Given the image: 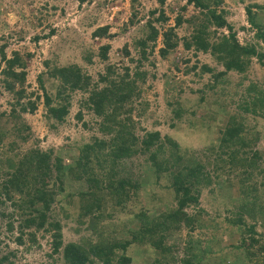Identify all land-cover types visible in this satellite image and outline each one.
Listing matches in <instances>:
<instances>
[{"label":"rangeland","instance_id":"obj_1","mask_svg":"<svg viewBox=\"0 0 264 264\" xmlns=\"http://www.w3.org/2000/svg\"><path fill=\"white\" fill-rule=\"evenodd\" d=\"M183 5L185 8L181 10ZM215 8L224 12L223 16L240 44L257 41L254 38L255 29L247 19L246 8L250 9L254 20L259 21L264 30V0H221ZM158 10L164 12L168 18L166 22L154 20ZM202 11L183 0H165L161 6L156 0H0V46H3L6 56H10L13 50L30 54L25 65V82L29 90H37V77L46 70L42 63L45 59L51 61L49 65L54 62L58 65L76 63L90 76L91 81H96L98 74L104 72L109 64H114L118 72L122 71V67L133 72L136 61H140L133 42L145 33L144 24L149 20L156 28L157 36L147 60H141L137 67L145 75L136 80L138 96H135L136 100L128 114L130 120L127 126H132L133 136L139 141L146 131L157 130L160 136H168L180 149L195 151L201 159L205 147L218 140V129L224 124L226 114L240 112L245 117V124H255L262 133L255 148L263 157L261 162H264V116L254 117L237 109L241 100L255 94L247 92L246 88L250 84L261 89L264 96V55L261 61L251 56L245 71L227 70L216 82H212L211 74L224 70L220 61L209 49L195 50L193 46L185 48L181 40L183 36L189 38L199 27L203 19ZM176 15L183 19L175 28L180 38L169 56L162 57L158 53V48L162 46L161 33L167 26L174 24ZM102 25H107V33L112 34L111 37L91 35L95 27ZM204 30L212 32L208 40L214 42L220 35L229 34L227 28H216L211 24L206 25ZM35 35L39 39L34 40ZM102 44H108L109 47L106 57L99 59L96 52ZM123 46H126L127 56ZM88 55L91 62L86 60ZM203 65L211 71L202 70ZM41 77L47 91L52 93L55 86L53 80L51 82L46 76ZM83 94L78 91L68 98V114L63 123L46 122L41 101L33 113H23L22 117L29 129L28 140L22 147L52 148V153L62 158L63 167L72 163L79 146L89 142L92 135L101 136L96 130L97 117L80 105L85 99ZM7 98L8 95L0 93V111L8 110ZM77 110L81 112L80 119L74 115ZM176 111L178 115H174ZM50 122L55 124L54 127L49 126ZM165 147V150H169L170 145L166 143ZM143 158L141 154L136 155L129 160H122L123 164L116 166L118 177L125 168L123 165H126V171L138 184L136 193L112 211L100 210L101 214L94 223L90 221V214L79 216L82 204L76 195L77 192L90 190L88 175H83L79 181L63 178L59 182L46 210L48 219L59 223L61 246L56 252L51 251L50 232L36 230L33 226L19 228V209L10 204V200L0 204V257L11 253L9 264H64L61 248L67 242L87 248L88 242L93 244L101 241L105 245L114 239L130 240L133 231L141 227L142 221L149 222L154 218V221H160L161 214L175 205L174 193L166 187L168 182L164 177L157 182L152 177L147 178V162ZM209 158L208 165H205L206 159L202 158L206 170L202 177L206 181L201 177V182L197 183L195 205L190 202L184 209L189 215L199 214V222L195 224L198 226L194 225L193 229L188 230L181 225L178 230L170 228L161 233L163 246L169 249L164 254L166 256L163 259L160 257L161 260L155 264H180L179 259L185 255L191 256L193 260L198 259L199 264H250L244 261L241 251L231 249L238 243L237 237H247L243 226L236 229L230 225V220L234 219L232 210L239 199L236 172L229 174L225 167L212 172L211 161L216 156ZM58 187H62L60 193ZM13 198L18 200L15 196ZM38 208L45 209L43 203L36 199L30 206L24 207L23 215H32ZM138 212L146 215L140 216ZM245 222L247 224L249 220L245 219ZM20 230L25 233L22 242L18 243L16 237ZM256 230L262 231L258 226ZM29 231L35 234L33 242L27 240ZM154 231L152 236L155 239L159 233ZM115 252L114 257L117 258L121 254L120 249H115ZM125 252L131 256V264H153L154 254H160L148 245L134 242L127 246ZM91 259L95 264H103L95 258Z\"/></svg>","mask_w":264,"mask_h":264},{"label":"trees","instance_id":"obj_2","mask_svg":"<svg viewBox=\"0 0 264 264\" xmlns=\"http://www.w3.org/2000/svg\"><path fill=\"white\" fill-rule=\"evenodd\" d=\"M183 1L203 10V19L196 31L189 38L185 36L181 38L183 47L193 46L195 50L202 51L209 49L224 68L211 74L214 80L212 82H216L217 78L227 70L245 71L251 56L262 60L264 30L260 22L254 20L249 8H246L247 19L255 29L254 38L257 41L240 44L231 30V25L226 22L224 12L215 8L221 0ZM156 2L161 6L165 0H156ZM180 8L183 10L185 6ZM150 13L153 14V11ZM167 19L162 10H158L154 18L159 22H166ZM182 22L181 16L176 15L174 24L167 26L161 33L162 46L158 48V53L162 57H168L170 51L176 47L180 37L178 38L175 28ZM208 24L216 28L225 27L229 30V34L220 35L215 42L209 41L208 35L210 36L212 32L204 30ZM143 30L145 33L133 42L138 50L140 61L147 60V55L153 50L157 36V30L149 20L144 24ZM107 31V25L97 26L91 35L109 38L112 34ZM37 39L39 37L35 35L34 40ZM108 47V44L97 47L96 54L99 59L106 57ZM261 49L262 52H260ZM123 51L127 56L126 46H123ZM29 56V53L21 50H13L10 56H6L3 46H0V93L8 95L9 106L6 112L0 111V147H2L0 148V197H2L0 204L10 200V204L19 209L21 217L19 228L33 226L36 230L50 232L51 234H48L51 237V251L56 252L61 246L59 223L49 220L46 210L53 194L56 193L55 187L59 185V182L63 178L79 181L83 175H88L90 190L77 192L76 195L82 204L79 216L90 214L92 215L90 221L94 223L97 220L96 217L101 214L100 210L112 211L115 206L122 205L129 200V197L134 196L138 187L137 182L132 179L131 173L126 171L125 164L124 170H121L122 175L116 177V174H119L116 166L122 165L124 159L129 160L141 154L147 162V178L152 177L156 182L162 177L167 179L166 187L173 191L175 205L168 207L161 214L162 219L158 222L154 221L155 218L149 222L142 221L141 227L133 231L130 240L114 239L111 243L106 242L105 245L101 241L93 244L88 242L87 248L75 242H67L62 245L61 257L64 264H95L91 258L102 261L103 264H112V262L113 264H131L132 258L129 254H125V251L127 246L134 242L148 245L160 253L154 254L152 262L155 264L159 259L161 260L160 257L163 259L166 256L164 254H167L169 249L163 246L161 233L170 228L178 230L181 225L191 230L196 222H199L197 212L195 216L189 215L184 209L190 202L195 205L197 200L196 186L206 173L203 160L206 159L205 165H208L209 157L216 156V159L211 161L212 172L224 167L229 174L236 172L239 199L236 208L232 210L234 219L230 220V225L236 229L241 225L243 232H247V237H237L238 243L231 246V249L241 251L244 261L250 264H264V162H261L263 157L255 148V143L262 138V133L256 129L255 124L253 126L245 124V117L241 116L240 112L227 113L224 124L218 129L220 135L218 140L202 151L203 160L195 151L180 149L168 136H160L157 130L146 131L138 141L131 132L132 126L127 124L130 120L128 114L136 100L135 96H138L136 80L145 75L144 71L137 69L140 61H136L133 72H129L127 67H122V71L118 72L114 64H109L104 72L98 74L96 81H91L90 76L76 63L58 65L54 62L49 65L51 61L45 59L42 63L46 70L37 77V90H29L25 82V65ZM129 59L132 60V58ZM86 60L91 62L90 55L86 56ZM202 70L211 71L206 65L202 66ZM42 75L51 82L53 80L52 83L55 86L52 93L47 91ZM256 87L255 84L248 85L247 92L255 94L241 100L237 109L250 113L254 117H263V91ZM78 91L82 94L86 93V95L83 94L85 99L80 102V105L89 109L97 117L96 130L101 133V136L92 135L89 142L79 146L71 160L72 163L66 167H63L62 158L52 153L54 151L52 148L40 149L38 146L31 145L22 147L28 140L29 129L22 114L33 113L37 103L41 101L45 121L63 123L68 114V98ZM178 114L177 111L174 112V115ZM74 115L80 119V110H77ZM53 122H50L49 126L54 127ZM166 143L170 145L169 150H165ZM50 157H52L51 161ZM52 171H54L53 176H51ZM203 177L202 180L206 181ZM47 189L48 192H46ZM58 189L60 193L62 187ZM14 196L18 200H15ZM36 199L43 203L45 209L38 208L34 214L24 216V207L30 206ZM93 212L97 214L93 215ZM138 214L146 215L140 212ZM1 215L4 216V212ZM245 219L249 220L247 224ZM257 226L262 231L256 230ZM8 228H11L10 223ZM154 230L159 233L155 239L152 236ZM239 232L242 233V231ZM24 233L20 230L19 236L16 237L18 243L22 242ZM26 235L28 241H34V232L29 231ZM115 249H120L121 253L117 258L114 257L117 253ZM10 254L1 256L0 264H9ZM179 262L180 264H199L198 259L193 260L189 255L181 257Z\"/></svg>","mask_w":264,"mask_h":264}]
</instances>
